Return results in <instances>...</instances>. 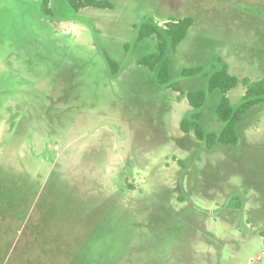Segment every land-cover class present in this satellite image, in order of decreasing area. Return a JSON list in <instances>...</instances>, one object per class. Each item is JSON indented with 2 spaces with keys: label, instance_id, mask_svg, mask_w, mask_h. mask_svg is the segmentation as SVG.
<instances>
[{
  "label": "rangeland",
  "instance_id": "374dc122",
  "mask_svg": "<svg viewBox=\"0 0 264 264\" xmlns=\"http://www.w3.org/2000/svg\"><path fill=\"white\" fill-rule=\"evenodd\" d=\"M0 0V264H264V103L207 150L187 100L137 64L134 25L194 19L170 55L184 93L226 63L264 78V0ZM105 57L118 65L112 75ZM242 101L238 85L226 95ZM213 93L207 130L220 125ZM239 196L240 209L227 207Z\"/></svg>",
  "mask_w": 264,
  "mask_h": 264
},
{
  "label": "trees",
  "instance_id": "16d2710c",
  "mask_svg": "<svg viewBox=\"0 0 264 264\" xmlns=\"http://www.w3.org/2000/svg\"><path fill=\"white\" fill-rule=\"evenodd\" d=\"M51 0H41V11L51 16ZM71 9L79 12L84 8L113 9L112 4L103 0H66ZM194 19L190 16L183 18H170L163 24L153 18H148L134 25V46H138L146 39L154 40L153 50L137 59V64L145 67L155 78L156 84L164 89H170L183 96L191 108V112L180 122V130L187 134L192 132L195 139L204 144L205 149L213 150L217 146L236 145L238 143L237 129L245 114L253 107L264 103V78L251 81L248 78L239 79L230 73L226 63L218 60V66H212L209 72L203 68L195 67L183 69L182 77L192 78L201 76L205 79L202 89L183 92L178 82L174 81L170 71V55L175 53L177 47L185 40ZM112 75L118 72V65L105 57ZM244 88V96L238 106L233 107L226 96L229 91L238 85ZM218 92L220 97L214 109V114L220 127L216 131L207 130L203 123L204 108L213 93ZM227 207L240 209L242 199L232 197ZM264 244V229L260 231Z\"/></svg>",
  "mask_w": 264,
  "mask_h": 264
}]
</instances>
